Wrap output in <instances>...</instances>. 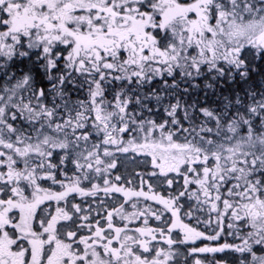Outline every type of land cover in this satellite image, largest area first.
Returning a JSON list of instances; mask_svg holds the SVG:
<instances>
[{
  "label": "snow or ice",
  "instance_id": "obj_1",
  "mask_svg": "<svg viewBox=\"0 0 264 264\" xmlns=\"http://www.w3.org/2000/svg\"><path fill=\"white\" fill-rule=\"evenodd\" d=\"M0 264H264V0H0Z\"/></svg>",
  "mask_w": 264,
  "mask_h": 264
}]
</instances>
